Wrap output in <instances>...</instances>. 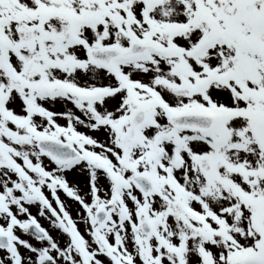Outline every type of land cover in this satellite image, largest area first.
<instances>
[{"label": "snow or ice", "instance_id": "obj_1", "mask_svg": "<svg viewBox=\"0 0 264 264\" xmlns=\"http://www.w3.org/2000/svg\"><path fill=\"white\" fill-rule=\"evenodd\" d=\"M0 264H264V0H0Z\"/></svg>", "mask_w": 264, "mask_h": 264}]
</instances>
